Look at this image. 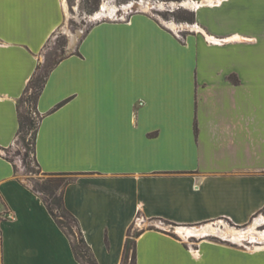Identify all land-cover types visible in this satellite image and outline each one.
Masks as SVG:
<instances>
[{"label":"crops","instance_id":"1","mask_svg":"<svg viewBox=\"0 0 264 264\" xmlns=\"http://www.w3.org/2000/svg\"><path fill=\"white\" fill-rule=\"evenodd\" d=\"M186 4L196 30L183 42L140 12L92 25L38 102L36 159L75 174L65 205L99 264H122L136 224L137 264L237 263L211 239L196 251L147 223L243 227L264 215V0ZM65 21L64 0H0V194L15 213L0 221V264H82L2 150Z\"/></svg>","mask_w":264,"mask_h":264},{"label":"rangeland","instance_id":"2","mask_svg":"<svg viewBox=\"0 0 264 264\" xmlns=\"http://www.w3.org/2000/svg\"><path fill=\"white\" fill-rule=\"evenodd\" d=\"M135 1L139 0H106L108 4L104 0H64L66 8L65 24L52 37L42 55V63H45L47 57L55 56V53L60 54L64 51V54L67 56L73 50L71 49V42L76 40L77 45L88 28L100 21L116 19L120 15L124 18H129L132 14L139 12L148 14L161 24L172 29L176 37L180 39H178L180 42H183L182 40L190 34V27L187 26L190 23L180 22L173 16V14L179 15L180 13H184V11L191 12V10L186 8V2L190 0L180 2L173 0H147L149 3H144V6H140L137 9L139 12L117 13V8ZM166 2L167 5L164 4ZM177 3H183L185 6L177 9ZM191 4L194 5L193 3ZM93 7H97V10L92 11ZM104 7L113 9L115 12L110 14L104 10ZM62 45L65 46L63 47ZM146 62L142 58L141 63ZM25 152L26 149L22 145V142L19 141L7 152H4V154L8 155L15 162L18 167L19 176L33 189L37 183H42L45 177L37 173L32 156L28 159L30 161L29 164L25 162ZM147 224V227L151 225L166 228L171 234L186 242L190 249H195L196 251L202 240L211 239L227 247L229 249V252L226 253L227 255L236 256L237 263L230 264H264V215L262 214L256 216L249 225L243 227H237L224 221H216L194 227H177L172 224L155 221L152 223L148 222ZM142 228L145 229L146 227L142 226ZM204 228H207L209 232L202 233ZM138 229L141 228L136 224L132 235H135L139 231ZM186 230H192L194 233L188 235ZM128 263H131V259H129Z\"/></svg>","mask_w":264,"mask_h":264},{"label":"trees","instance_id":"3","mask_svg":"<svg viewBox=\"0 0 264 264\" xmlns=\"http://www.w3.org/2000/svg\"><path fill=\"white\" fill-rule=\"evenodd\" d=\"M173 1L180 2L183 0ZM96 10L97 7L92 8V11ZM173 16L180 22H187L190 24L195 23L194 12L184 11V13H180L179 15L173 14ZM90 28H88L87 31H89ZM50 41L46 45V48ZM62 46L64 47L65 45ZM64 58H66V55L63 51L60 54L55 53V56L53 57H47L45 63H40L23 95L18 100L17 113L19 130L16 136L15 145L19 141L22 142V145L26 149L24 154L25 162L29 164L30 161H28V159L32 156L37 173L45 177V180H43L42 183H37L32 190L43 198L53 219L70 239L76 259L82 264H99L91 247L84 238L78 219L66 208L65 205L64 192L66 187L74 181L75 174L44 173L36 159V141L40 123L43 119V116L38 111V102L43 94L51 72ZM232 80L236 82L234 78H232ZM63 104L64 102L60 103L57 108ZM9 149L11 148L2 150L7 152ZM4 156L14 164L16 174H18V167L15 162L8 155L4 154ZM141 233L142 232H137L135 235H132V231H130L122 264H129V259H131L130 264H137L136 239Z\"/></svg>","mask_w":264,"mask_h":264},{"label":"built area","instance_id":"4","mask_svg":"<svg viewBox=\"0 0 264 264\" xmlns=\"http://www.w3.org/2000/svg\"><path fill=\"white\" fill-rule=\"evenodd\" d=\"M105 3L108 4V2H106V0H104ZM144 3H149V1L147 0H139V1H135V2H131L127 5L121 6L120 8H117V13L123 14V12H139V10H137L140 6H144ZM184 3V2H183ZM183 3H177L176 4V8L180 9V7H184L185 5ZM165 5H167V2L164 3ZM103 9V8H101ZM169 12H173V11H169ZM127 18H124L122 15H120L118 18L114 19V20H126ZM187 26L191 27L193 31L196 30V24H187ZM15 218V213L14 211L8 206L6 205V203L4 202L1 194H0V221H12Z\"/></svg>","mask_w":264,"mask_h":264},{"label":"bare ground","instance_id":"5","mask_svg":"<svg viewBox=\"0 0 264 264\" xmlns=\"http://www.w3.org/2000/svg\"><path fill=\"white\" fill-rule=\"evenodd\" d=\"M193 3V2H192ZM104 10L106 11V12H109L110 14H113L115 11L112 9H109L108 7H104ZM209 232V230L207 229V228H204L203 230H202V233H208ZM186 233L188 234V235H190V234H192V233H194V231H192V230H186ZM264 235V234H263Z\"/></svg>","mask_w":264,"mask_h":264},{"label":"water","instance_id":"6","mask_svg":"<svg viewBox=\"0 0 264 264\" xmlns=\"http://www.w3.org/2000/svg\"><path fill=\"white\" fill-rule=\"evenodd\" d=\"M75 43H76V40H73L71 43V48L74 46Z\"/></svg>","mask_w":264,"mask_h":264}]
</instances>
